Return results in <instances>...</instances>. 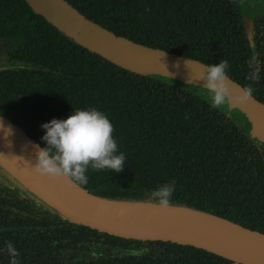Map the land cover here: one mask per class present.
Here are the masks:
<instances>
[{
    "label": "trees",
    "instance_id": "1",
    "mask_svg": "<svg viewBox=\"0 0 264 264\" xmlns=\"http://www.w3.org/2000/svg\"><path fill=\"white\" fill-rule=\"evenodd\" d=\"M117 36L202 64L264 103V12L249 37L238 0H66ZM256 55L259 79H247ZM0 114L40 146V125L95 107L113 125L124 168L88 169L79 186L100 199L156 205L149 191L175 180L169 207L217 217L264 236V143L185 83L125 70L80 46L26 0H0ZM194 86V85H193ZM200 87V86H199ZM203 88V87H202ZM245 264L192 245L128 239L73 221L0 162V264Z\"/></svg>",
    "mask_w": 264,
    "mask_h": 264
},
{
    "label": "water",
    "instance_id": "2",
    "mask_svg": "<svg viewBox=\"0 0 264 264\" xmlns=\"http://www.w3.org/2000/svg\"><path fill=\"white\" fill-rule=\"evenodd\" d=\"M30 7L80 46L113 64L139 75H159L203 87L199 75L205 64L135 43L92 22L66 0H26ZM244 22L252 37V20ZM229 109H237L251 125L250 137L264 143V103L251 94L240 101L244 87L228 77ZM204 88V87H203ZM39 144L24 129L0 114V147L40 184H28L1 160L20 181L63 215L112 235L143 241L192 245L245 264H264V236L200 212L180 211L184 219L170 220L133 214L123 207L137 205L112 202L90 195L79 186L69 187L62 178L37 175L32 170ZM145 205V204H142ZM155 206V205H147ZM159 207V206H155Z\"/></svg>",
    "mask_w": 264,
    "mask_h": 264
},
{
    "label": "clouds",
    "instance_id": "3",
    "mask_svg": "<svg viewBox=\"0 0 264 264\" xmlns=\"http://www.w3.org/2000/svg\"><path fill=\"white\" fill-rule=\"evenodd\" d=\"M247 79H259L260 61L252 55L246 61ZM229 62L220 59L219 63L205 65L199 79L210 98L212 107L226 106L230 101V88L227 84ZM252 88L245 87L240 97L243 101L251 94ZM43 134L36 147L35 163L32 170L35 174L62 178L69 187L83 186L88 182L87 171L108 169L115 173L123 170L125 153L118 151L113 136V125L108 116L95 107L78 108L63 119L52 118L40 125ZM175 190V180L165 182L149 191L150 199L157 206L168 208ZM7 252L8 264H19L18 251L10 241L5 242L3 249Z\"/></svg>",
    "mask_w": 264,
    "mask_h": 264
},
{
    "label": "bare ground",
    "instance_id": "4",
    "mask_svg": "<svg viewBox=\"0 0 264 264\" xmlns=\"http://www.w3.org/2000/svg\"><path fill=\"white\" fill-rule=\"evenodd\" d=\"M0 160L6 164L10 169H12L18 176H20L28 184L40 186V184L28 173L19 163H17L8 153H6L0 147ZM42 189V187L40 186ZM43 190V189H42ZM125 210L144 217H154V218H163L170 220L184 219V215L180 211H175L173 209L147 206L142 204L137 205H127L123 207Z\"/></svg>",
    "mask_w": 264,
    "mask_h": 264
},
{
    "label": "rangeland",
    "instance_id": "5",
    "mask_svg": "<svg viewBox=\"0 0 264 264\" xmlns=\"http://www.w3.org/2000/svg\"><path fill=\"white\" fill-rule=\"evenodd\" d=\"M240 7L244 13V15L249 18L253 17L254 15L258 13L264 12V0H238ZM5 65L6 69H18L21 68V64L17 62H5L4 64L1 63L0 67H3ZM185 87L191 91L195 92L196 94L201 95L205 99H207L210 102V98L206 92L205 88L199 87V86H193V85H185ZM222 111L236 119L242 126H247L246 120L242 117V115L235 109L230 110L229 105L219 107ZM251 130V129H250Z\"/></svg>",
    "mask_w": 264,
    "mask_h": 264
}]
</instances>
